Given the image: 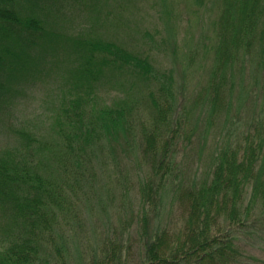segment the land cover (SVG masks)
I'll return each mask as SVG.
<instances>
[{"label": "rangeland", "instance_id": "1", "mask_svg": "<svg viewBox=\"0 0 264 264\" xmlns=\"http://www.w3.org/2000/svg\"><path fill=\"white\" fill-rule=\"evenodd\" d=\"M257 7L248 35L254 38L251 51L237 49L232 64L222 66L215 47L223 0H74L67 5L69 18L57 20L56 27L69 28V38L81 36L79 28L91 32L92 39L147 60L151 71L144 75L103 62L92 93H85L90 99L83 120L75 127L63 119L74 90L61 65L56 76L50 70L45 82L11 106L14 116L2 112L12 134L23 130L36 138L39 149L31 159L38 163L43 183L59 186L65 194L39 238L41 251L33 264H90L103 240L123 245L122 264H145L137 222L143 214L140 191L152 169L144 147L149 138L161 149L173 128L179 137L173 140L168 166L175 163L181 183H170L168 174L160 178L152 186L163 185L159 200L145 209H152L150 231L181 227L184 214L173 187L199 184L217 147L242 143L258 122L264 129V0ZM108 109L123 117L103 127L100 112ZM86 132L90 145L79 150ZM17 145L14 135L0 136V152ZM3 226L0 222V234ZM236 235L249 264H264V226L252 222Z\"/></svg>", "mask_w": 264, "mask_h": 264}, {"label": "trees", "instance_id": "2", "mask_svg": "<svg viewBox=\"0 0 264 264\" xmlns=\"http://www.w3.org/2000/svg\"><path fill=\"white\" fill-rule=\"evenodd\" d=\"M73 1L0 0V136L8 133L18 142L16 147L0 152V222H4L0 234V264H33L41 251L39 238L65 199L59 186L43 183L38 163L35 161L36 166L31 159L39 149H36V138L23 130L12 134L6 121L8 115L2 112L8 111L9 116H14L11 106L23 100L37 83L45 82L50 70L56 76L55 68L61 65L59 70L68 75L74 90V95L67 100L69 108H65L63 119L75 127L83 120L86 112L83 106L90 99L85 93H92L103 62L106 61V67L112 63L114 68L144 75L151 71L147 60L114 43L92 39L91 32L79 28V34L89 39L69 38V28L64 31L56 27L57 20H68L67 5ZM257 6L258 0H223L215 47L217 64L231 65L237 49L251 51L254 38L248 35L259 14ZM92 25L91 21L88 29ZM49 65H52L50 69ZM218 88L215 86L209 102L213 103ZM158 115L162 117L163 109L158 110ZM117 116L123 117L119 111L102 110L100 122L97 121L102 126L110 125ZM177 133V129H171L159 151L149 138L144 147L152 169L149 181L140 191L143 214L137 222L145 264H249L251 259L242 253L236 233L252 222L264 226L263 125L258 122L253 133L248 131L243 142L235 143V147H217L211 169L199 184L173 187L175 200L184 214L181 227L150 231L148 215L152 209L145 208L157 204V193L163 185L157 190L152 186L167 174L170 183L182 180V175L179 180L175 172V163L168 166L173 160L167 158L174 138L179 137ZM90 141L86 132L79 150L89 146ZM254 209L258 212L254 213ZM122 228L127 229V225L123 223ZM123 248L122 244L103 240L90 264H122Z\"/></svg>", "mask_w": 264, "mask_h": 264}]
</instances>
